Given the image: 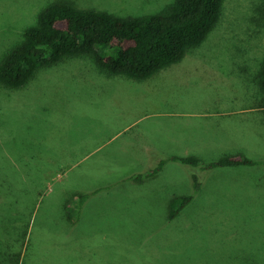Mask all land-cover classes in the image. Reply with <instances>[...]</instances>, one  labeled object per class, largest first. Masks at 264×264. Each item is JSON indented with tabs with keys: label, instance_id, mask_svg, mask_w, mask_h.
I'll list each match as a JSON object with an SVG mask.
<instances>
[{
	"label": "rangeland",
	"instance_id": "1",
	"mask_svg": "<svg viewBox=\"0 0 264 264\" xmlns=\"http://www.w3.org/2000/svg\"><path fill=\"white\" fill-rule=\"evenodd\" d=\"M56 1L120 17L157 14L174 2L0 0V60ZM263 61L264 0H225L208 39L159 73L178 97L177 108L198 114L199 140L202 124L215 120L223 132L209 128L205 140L224 136L264 161V111H250L255 99L264 108L257 83ZM111 81L92 60L75 58L40 69L21 89L0 84V264H264L263 166L200 171L202 189L173 221V194L192 190L180 176L199 168L169 162L146 193L116 190L128 168L140 165L119 145L127 136L87 153L128 121L118 119L111 104L102 106L99 95L112 94ZM219 108L231 114L213 116ZM147 121L143 126L151 128ZM94 133L102 136L87 138ZM230 153L198 156L208 162ZM103 184L111 188L90 193ZM76 193L92 194L81 217L71 200Z\"/></svg>",
	"mask_w": 264,
	"mask_h": 264
},
{
	"label": "trees",
	"instance_id": "2",
	"mask_svg": "<svg viewBox=\"0 0 264 264\" xmlns=\"http://www.w3.org/2000/svg\"><path fill=\"white\" fill-rule=\"evenodd\" d=\"M225 0H174L161 12L138 17H120L93 9H81L71 2L56 1L41 12L35 25L24 31V39L0 60V84L25 87L43 68L66 59L88 58L107 77L143 81L164 68L181 63L192 49L200 47L220 22ZM264 99V61L257 75ZM208 171L225 167L263 166L243 153L227 154L205 161L196 156L162 159L148 174L132 177L142 181L158 174L168 162ZM193 192L175 197L169 204V221L175 220L202 189L198 174L192 175ZM92 195V194H91ZM76 193L71 200L82 207L91 196ZM71 203V202H69ZM23 233L25 245L29 236Z\"/></svg>",
	"mask_w": 264,
	"mask_h": 264
},
{
	"label": "crops",
	"instance_id": "3",
	"mask_svg": "<svg viewBox=\"0 0 264 264\" xmlns=\"http://www.w3.org/2000/svg\"><path fill=\"white\" fill-rule=\"evenodd\" d=\"M159 74L160 75H154L143 81L121 79L120 82L113 81L114 79H119V77L105 76L106 79L112 80L109 86L113 87L114 91L112 94L104 93V95H99L102 106H104L106 110L110 109L112 105V107L116 109V113L119 114L118 119L128 117V121H125L120 127H117V130L111 133L109 140L87 153H92L103 146H107L109 143L115 142L118 138H125L127 136L119 145L128 152V154L134 155L133 161L140 163V165L133 164L134 169L130 166L128 168L129 174L121 176L122 178H120L117 183L118 186L116 190L117 188H121L120 194H124L125 196L142 195L146 193L147 191H145V188L148 182L151 181L152 178H156V176L165 169L166 165L158 174L147 177L142 181H136L132 177L138 174H148L162 159H167L171 156L199 157L198 155L204 152L218 150L222 152L231 151L230 154L251 153L247 149L244 150L245 147L238 142L225 139L224 136L214 137L213 139L207 138V140H205V137L209 134L206 130L208 131L209 128L218 129L223 132L222 128L219 127V122L215 120L202 124L205 130V136L203 141L199 140L200 132L198 133V129L200 128V121L199 119H194V116L198 114L193 109L185 110L183 108H177V104L179 103V101H177L178 97L166 89V86L163 84V81L166 79L162 77V73ZM129 100L131 103L128 102ZM254 101V106L250 109L251 113L264 111V108H260V103L262 104L263 101H258L257 99ZM218 111L217 115H212L222 116L230 113L228 110L222 108H219ZM211 117L210 114L207 115V118ZM147 120L152 121L151 128L143 126V123L145 124ZM134 129H136V131L133 132V135L129 134ZM98 130L101 131L100 129ZM100 136H102L100 133H94L87 136V138L97 139ZM230 148L231 150H227ZM174 164H178V162ZM177 166L178 165L175 167L177 168ZM70 169H72V166ZM200 171L201 170L198 169L199 177ZM201 172L204 173V171ZM183 175H185L184 178L180 176L181 181L184 185L189 186V189H192L189 190L190 192L188 193H192L193 174L187 173ZM103 187L104 190H107L111 188V185L103 184L101 187L91 190L90 193H96ZM181 195L183 194L178 193L177 196L173 194V199ZM69 217L72 218L71 215H69Z\"/></svg>",
	"mask_w": 264,
	"mask_h": 264
}]
</instances>
